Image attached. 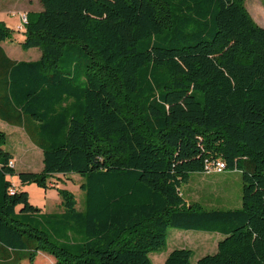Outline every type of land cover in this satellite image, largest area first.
Returning <instances> with one entry per match:
<instances>
[{"label":"trees","instance_id":"trees-1","mask_svg":"<svg viewBox=\"0 0 264 264\" xmlns=\"http://www.w3.org/2000/svg\"><path fill=\"white\" fill-rule=\"evenodd\" d=\"M40 2L21 42L36 60L6 54L15 30L0 20V121L43 152L41 171H18L0 130V264L40 252L56 264H153L169 228L224 237L196 262L179 247L164 264H264V26L246 0ZM70 41L91 56L83 81L59 69ZM217 159L242 172L240 208L182 194ZM73 173L83 210L58 188L62 210L42 212L20 187Z\"/></svg>","mask_w":264,"mask_h":264},{"label":"rangeland","instance_id":"rangeland-1","mask_svg":"<svg viewBox=\"0 0 264 264\" xmlns=\"http://www.w3.org/2000/svg\"><path fill=\"white\" fill-rule=\"evenodd\" d=\"M38 6L40 3L36 0L35 8ZM246 6L256 22L264 26V0H246ZM23 14L25 18L27 13ZM15 33L21 34L17 30L14 31ZM15 39L17 38L13 36V41L9 39L7 44L14 46L21 52L22 58L31 59V50L23 48ZM37 50L40 52V49ZM90 58L91 56L85 52L79 42L70 41L65 45L63 54L59 59V69L73 75L76 80L83 81ZM0 130L7 134L5 147L14 154V165L18 171L42 170V149L33 144L22 129L2 121L0 122ZM13 180L17 185L20 184L16 177ZM81 181V175L77 173L59 174L50 178V186H54L53 188L45 190L34 183L22 187L29 192L31 202L39 206L42 212L53 213L62 210L58 188H66L74 192L78 200L77 207L79 210H83L86 205V193L80 187ZM243 186L242 172L238 169H226L223 172H193L189 181L184 183L181 189L188 202L200 205L203 209L227 210L242 206ZM223 237L224 235L217 232L169 228L167 246L160 251L152 252L150 257L153 264H164L168 254L173 249L187 247L193 250L192 261L196 262L208 253L216 252L218 242ZM206 238L216 239L217 245L216 241L210 239L205 242ZM55 262L52 255L40 252L33 264H56ZM22 264H29V262L24 261Z\"/></svg>","mask_w":264,"mask_h":264},{"label":"crops","instance_id":"crops-1","mask_svg":"<svg viewBox=\"0 0 264 264\" xmlns=\"http://www.w3.org/2000/svg\"><path fill=\"white\" fill-rule=\"evenodd\" d=\"M37 1H39V3H40V6H38V8H35L36 7V0H0V20L4 21L12 29L21 32V34H19V35L17 33L14 34V38H17L15 40L19 43V45H21V42L24 40L25 35H24V32L22 30L17 29V26L21 22L23 13L37 12V11H40L42 9V5H41L40 0H37ZM12 17H14L16 19H13ZM9 41H10L9 39L2 41L1 46L3 47L6 54L14 60H18V61L19 60H36L41 56V51L39 52V50H37L39 48L33 47V48H30L31 56H32L31 59H24V58H22V54H20L21 52H19L17 49H15L14 46L7 44V43H9ZM11 41H13V38L11 39ZM0 122H2V121H0ZM12 126L15 128L22 129V131L26 134V132L24 131V129L22 127H18V126H14V125H12ZM19 186H20V184H19ZM20 187H22V185ZM209 239L212 241H216V245H217V240L214 238H206V240H204V241L207 242V240L209 241Z\"/></svg>","mask_w":264,"mask_h":264},{"label":"built area","instance_id":"built-area-1","mask_svg":"<svg viewBox=\"0 0 264 264\" xmlns=\"http://www.w3.org/2000/svg\"><path fill=\"white\" fill-rule=\"evenodd\" d=\"M24 14H22V19L20 24L17 26V29L24 31L25 29ZM221 165H225L224 161L221 159L209 161L205 165L206 172H221Z\"/></svg>","mask_w":264,"mask_h":264},{"label":"bare ground","instance_id":"bare-ground-1","mask_svg":"<svg viewBox=\"0 0 264 264\" xmlns=\"http://www.w3.org/2000/svg\"><path fill=\"white\" fill-rule=\"evenodd\" d=\"M25 24L27 23L26 17L24 18ZM224 171V165H221V172Z\"/></svg>","mask_w":264,"mask_h":264}]
</instances>
